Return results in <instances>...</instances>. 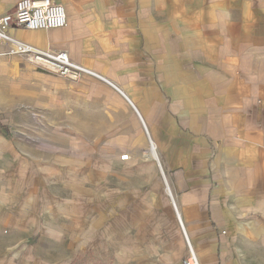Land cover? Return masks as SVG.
Listing matches in <instances>:
<instances>
[{"label":"crops","instance_id":"1","mask_svg":"<svg viewBox=\"0 0 264 264\" xmlns=\"http://www.w3.org/2000/svg\"><path fill=\"white\" fill-rule=\"evenodd\" d=\"M54 1L66 26L8 32L100 76L64 82L63 126L48 115L80 162L43 161L33 123L0 131V223L48 227L68 264H183V230L201 264H264V0Z\"/></svg>","mask_w":264,"mask_h":264},{"label":"rangeland","instance_id":"2","mask_svg":"<svg viewBox=\"0 0 264 264\" xmlns=\"http://www.w3.org/2000/svg\"><path fill=\"white\" fill-rule=\"evenodd\" d=\"M65 81L75 80L37 67L26 56L11 50L6 56L0 46V131L15 140L20 130H26L33 123L39 132L35 137L41 157L45 155L43 161L49 158L57 168H63L70 161L80 162L79 157L70 154L78 149L70 143L78 136L70 138L58 130L50 139L47 135L49 113L55 116L57 126H63ZM103 91L112 93L106 87ZM57 173L60 176V172ZM24 227L14 215L0 223V264H68L70 255L64 256L67 252L59 242L49 241L48 227H44L45 236L33 235L32 230ZM69 264H110V257L90 251L76 255Z\"/></svg>","mask_w":264,"mask_h":264},{"label":"built area","instance_id":"3","mask_svg":"<svg viewBox=\"0 0 264 264\" xmlns=\"http://www.w3.org/2000/svg\"><path fill=\"white\" fill-rule=\"evenodd\" d=\"M67 22L66 8L54 0H19L12 12L0 16V45L10 42L11 52L24 55L33 63L46 66L71 80H78L84 75L100 77L80 63L73 61L66 51L40 50L28 43L12 38L8 32L12 26L28 30H49L64 27ZM128 159L129 154L121 156L123 161ZM183 234L188 249V256L184 258L183 264H201L184 230Z\"/></svg>","mask_w":264,"mask_h":264}]
</instances>
